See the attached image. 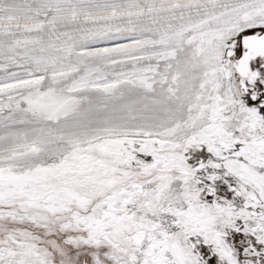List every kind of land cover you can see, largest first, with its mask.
I'll list each match as a JSON object with an SVG mask.
<instances>
[{"label": "snow or ice", "instance_id": "obj_1", "mask_svg": "<svg viewBox=\"0 0 264 264\" xmlns=\"http://www.w3.org/2000/svg\"><path fill=\"white\" fill-rule=\"evenodd\" d=\"M0 264H264V0H0Z\"/></svg>", "mask_w": 264, "mask_h": 264}]
</instances>
